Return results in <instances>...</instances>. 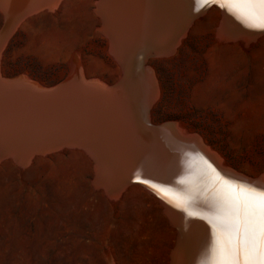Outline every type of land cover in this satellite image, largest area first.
<instances>
[{
    "label": "rangeland",
    "instance_id": "obj_1",
    "mask_svg": "<svg viewBox=\"0 0 264 264\" xmlns=\"http://www.w3.org/2000/svg\"><path fill=\"white\" fill-rule=\"evenodd\" d=\"M99 1L60 0L28 14L2 49V77L56 87L81 71L113 86L120 66L101 29ZM221 14L219 5L208 8L175 53L147 61L160 85L152 118L181 124L234 170L264 177V35L223 37ZM4 15L0 9L1 30ZM31 160L0 161V264H172L178 231L156 196L130 186L113 197L98 188L94 163L78 147Z\"/></svg>",
    "mask_w": 264,
    "mask_h": 264
},
{
    "label": "bare ground",
    "instance_id": "obj_2",
    "mask_svg": "<svg viewBox=\"0 0 264 264\" xmlns=\"http://www.w3.org/2000/svg\"><path fill=\"white\" fill-rule=\"evenodd\" d=\"M26 1L0 0L5 14L0 56L21 21L38 11L24 10ZM221 2L208 0L207 5ZM48 3L41 6H53ZM203 7L197 0H100L101 29L120 66L111 87L86 80L76 70L56 87L25 75L5 79L0 71V159L12 157L26 165L39 152L83 149L94 163L98 188L114 197L136 187L161 201L178 231L172 264H208L214 239L209 219L215 209L240 195L242 185L264 189V177L252 179L234 170L201 136L176 122L160 124L152 118L160 85L147 61L175 53ZM221 10L223 37L264 35V29L250 26L245 9L229 10L225 4Z\"/></svg>",
    "mask_w": 264,
    "mask_h": 264
},
{
    "label": "snow or ice",
    "instance_id": "obj_3",
    "mask_svg": "<svg viewBox=\"0 0 264 264\" xmlns=\"http://www.w3.org/2000/svg\"><path fill=\"white\" fill-rule=\"evenodd\" d=\"M216 2V0H213ZM207 6L208 0H197ZM246 10L251 27L264 29V0H223ZM209 219L214 229L208 264H264V189L242 185Z\"/></svg>",
    "mask_w": 264,
    "mask_h": 264
},
{
    "label": "crops",
    "instance_id": "obj_4",
    "mask_svg": "<svg viewBox=\"0 0 264 264\" xmlns=\"http://www.w3.org/2000/svg\"><path fill=\"white\" fill-rule=\"evenodd\" d=\"M42 1H45L46 3H48V1H49V3L50 4H52L53 3V6H51V7H49V6H46V7H42V6H44V5H42L41 6V4H45V2H43L42 3ZM55 1V2H54ZM60 1V0H59ZM48 3V4H49ZM54 3L56 4V3H58V2H56V0H27L26 2H25V5H24V10H38L36 13H38L39 11H42V10H44V9H53L54 8ZM37 6V7H36ZM49 7V8H48ZM53 7V8H52ZM2 10V9H1ZM36 13H32L31 15H33V14H36ZM31 15H29V16H31ZM28 16V17H29ZM5 17V16H4ZM28 17H26L25 19H24V21L25 20H27L28 19ZM23 21V22H24ZM22 22V23H23ZM21 23V24H22ZM19 73V72H18ZM18 73H12V74H9V75H12V76H14V75H16V74H18ZM3 75V74H2ZM4 76V75H3ZM21 76V75H20ZM5 77V76H4ZM19 77V76H18ZM6 78V77H5ZM17 78V77H16ZM8 79H12V78H8ZM13 79H15V78H13Z\"/></svg>",
    "mask_w": 264,
    "mask_h": 264
},
{
    "label": "water",
    "instance_id": "obj_5",
    "mask_svg": "<svg viewBox=\"0 0 264 264\" xmlns=\"http://www.w3.org/2000/svg\"><path fill=\"white\" fill-rule=\"evenodd\" d=\"M212 6H217V5H216V3H211L210 5H207V6L203 7V8L201 9V12H202L203 10L206 11L208 8L210 9ZM150 126L152 127L153 125L150 124ZM157 128H158V127H157Z\"/></svg>",
    "mask_w": 264,
    "mask_h": 264
}]
</instances>
